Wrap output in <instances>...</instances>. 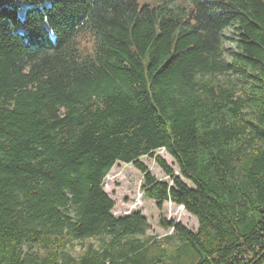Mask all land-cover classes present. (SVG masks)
Wrapping results in <instances>:
<instances>
[{
  "label": "trees",
  "instance_id": "obj_1",
  "mask_svg": "<svg viewBox=\"0 0 264 264\" xmlns=\"http://www.w3.org/2000/svg\"><path fill=\"white\" fill-rule=\"evenodd\" d=\"M116 164L196 232L115 218ZM0 264H264V2L0 0Z\"/></svg>",
  "mask_w": 264,
  "mask_h": 264
},
{
  "label": "rangeland",
  "instance_id": "obj_2",
  "mask_svg": "<svg viewBox=\"0 0 264 264\" xmlns=\"http://www.w3.org/2000/svg\"><path fill=\"white\" fill-rule=\"evenodd\" d=\"M264 2V0H262ZM139 4L149 3L155 4L157 0H137ZM25 9V6H21ZM22 15V12L19 13ZM234 35L231 31L225 33V59L230 62V52L235 50ZM82 43L86 48L90 45L86 42V36L82 39ZM219 81L236 80V76L231 74L227 77H219ZM155 157L162 159L166 165L172 170L174 176L180 177L178 166L174 159L165 151L158 150L154 154ZM140 162L148 169L149 173L158 181L170 183L169 177L165 176L161 168L157 165L154 158L143 157ZM181 178V177H180ZM183 183L191 187L190 182L181 178ZM143 176L131 164H116L107 174L103 181V190L106 195L114 202V209L112 215L115 218L126 216L133 212H140L149 225V230L146 236L156 238L157 240L172 234L171 230H164L159 225L160 218L166 221H173L180 223L183 227L191 232H196L197 221L196 219L183 210L182 207L175 206L171 203H164L159 210L155 202L148 200L142 191ZM79 248L72 253L77 255Z\"/></svg>",
  "mask_w": 264,
  "mask_h": 264
}]
</instances>
